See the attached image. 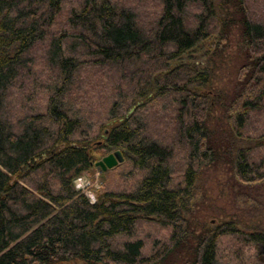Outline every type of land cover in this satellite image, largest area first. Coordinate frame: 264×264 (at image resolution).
<instances>
[{
    "label": "trees",
    "instance_id": "16d2710c",
    "mask_svg": "<svg viewBox=\"0 0 264 264\" xmlns=\"http://www.w3.org/2000/svg\"><path fill=\"white\" fill-rule=\"evenodd\" d=\"M67 2L0 0V264L262 262V232L206 229L184 214L205 169L264 182L257 1L158 0L146 24L115 0H75L65 11ZM233 29L243 63L233 90L215 98L199 66L222 55ZM194 53L201 60L183 61ZM102 139L130 169L91 202L74 181ZM143 222L165 230L162 244L136 238ZM222 238L235 260L220 262Z\"/></svg>",
    "mask_w": 264,
    "mask_h": 264
},
{
    "label": "rangeland",
    "instance_id": "374dc122",
    "mask_svg": "<svg viewBox=\"0 0 264 264\" xmlns=\"http://www.w3.org/2000/svg\"><path fill=\"white\" fill-rule=\"evenodd\" d=\"M118 5L132 7L137 10L140 18L144 20V24L149 23L150 17L156 15L159 7L158 0H115ZM252 1V0H250ZM256 3L250 2V11L255 16L264 17V9L259 8V4L264 0H254ZM75 0H68L64 6V10L71 8ZM149 18V19H148ZM64 19L59 18L55 29H63ZM243 46L241 45L238 31L233 29L231 41L222 55L214 60L210 58L203 59V64H200V69L208 70L211 74V87L217 98L222 94L230 92L235 87L237 81V74L240 66L243 63ZM41 51L38 49L37 53ZM201 60L197 53L193 54L192 57H184V62L190 63ZM207 68V69H206ZM82 79L91 77L88 75V70L85 73H81ZM117 76L116 72L110 73V77L113 79ZM217 91V92H216ZM40 90H37V94L40 95ZM221 94V95H220ZM229 94V93H227ZM13 97H18L21 101L19 92L14 91ZM38 101V100H36ZM97 105V104H95ZM103 106L99 105V108H94L96 113L98 110L102 111ZM99 117V114H96ZM116 124L109 122L105 126L108 130ZM105 139L97 141L92 144V153L94 156V164L90 167L87 173L77 178L74 181V185L77 190L84 193L89 201L95 202L97 196L103 192L106 186L111 185L112 187L120 186L125 179L127 171L130 166L124 162V153L120 149H107L104 147ZM116 151L121 152L123 156V162L117 164V168L112 169L109 172H103L100 170V166L97 164L101 162L104 157L115 153ZM109 184V185H108ZM110 187V186H109ZM187 208L189 214L184 213L187 217L194 219L195 223H199L206 229H214L226 222H233L237 225L240 230L251 233L253 231L262 232L264 234V182L257 184H245L240 183L232 175L227 173L224 168L219 169H208L203 170L199 174V178L194 184L191 196L188 200ZM163 230V233H162ZM162 235H161V233ZM165 230L150 222L140 223L137 228L136 238H143L147 243L148 248L152 247L153 244L164 241ZM219 255L220 262L235 260L230 255L229 250V238H222L219 244ZM233 264H264V260L260 263L254 261H246V256L243 255L241 261L232 262ZM62 264H86L81 261H70Z\"/></svg>",
    "mask_w": 264,
    "mask_h": 264
},
{
    "label": "water",
    "instance_id": "95a60500",
    "mask_svg": "<svg viewBox=\"0 0 264 264\" xmlns=\"http://www.w3.org/2000/svg\"><path fill=\"white\" fill-rule=\"evenodd\" d=\"M119 162H123V156L121 152L116 151L115 153H113V155L110 154L104 157V159L97 164L105 170L106 168H112L116 166Z\"/></svg>",
    "mask_w": 264,
    "mask_h": 264
}]
</instances>
